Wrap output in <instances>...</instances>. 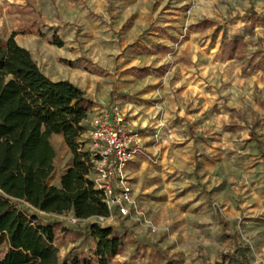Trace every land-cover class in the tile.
Returning <instances> with one entry per match:
<instances>
[{
    "label": "rangeland",
    "instance_id": "374dc122",
    "mask_svg": "<svg viewBox=\"0 0 264 264\" xmlns=\"http://www.w3.org/2000/svg\"><path fill=\"white\" fill-rule=\"evenodd\" d=\"M128 1L119 11L109 0H0L3 35L25 19L57 43V28L85 14L110 27L105 65L115 73L104 79L130 121L141 119L143 143L130 163V213L102 220L133 232L109 264H264V0ZM121 12H132L122 26ZM207 19L215 24L194 30ZM230 38L238 45L224 52ZM50 140L49 182L71 159L63 139ZM79 241L57 244L58 263Z\"/></svg>",
    "mask_w": 264,
    "mask_h": 264
},
{
    "label": "trees",
    "instance_id": "16d2710c",
    "mask_svg": "<svg viewBox=\"0 0 264 264\" xmlns=\"http://www.w3.org/2000/svg\"><path fill=\"white\" fill-rule=\"evenodd\" d=\"M214 24L207 19L193 27ZM15 35L0 33V264H109L133 232L90 220L108 217L110 209L80 140L86 130L85 91L69 80L49 78ZM237 45L230 38L223 50ZM154 46L147 51L161 47ZM126 72L143 77L150 68L130 66ZM53 133L63 134L73 154L59 185L48 182L56 155ZM67 213L79 221L65 224L60 215ZM74 235L80 241L58 263L57 244Z\"/></svg>",
    "mask_w": 264,
    "mask_h": 264
},
{
    "label": "crops",
    "instance_id": "0c3cea01",
    "mask_svg": "<svg viewBox=\"0 0 264 264\" xmlns=\"http://www.w3.org/2000/svg\"><path fill=\"white\" fill-rule=\"evenodd\" d=\"M109 1L119 5V11H123L124 6L129 4L128 0ZM124 1L126 2L123 3ZM70 12L74 15L73 11ZM122 14L121 12L120 18L118 14H115L112 18L113 21L115 18H119L120 26L131 16L132 12ZM11 26L10 29H5L6 34L16 33L17 42L30 50L40 69L49 78L52 80H69L85 91V105H87L88 110L87 117L82 124L87 127V118L98 109L109 105L114 99L113 92H111L113 90V82L104 79L105 74L115 73V71L107 70V65H105V61L109 58L108 55H111L116 50L114 43L110 44L103 40V32L108 30L109 25L105 26L98 18L85 14L82 16V20H74L70 28L63 30L57 28L55 34L60 37L61 43H55L51 31L44 22L30 26L25 19H21L17 25L12 24ZM109 31H111L110 27ZM70 61H73L72 64ZM134 122L138 125L141 119H135ZM53 136H58L64 140L62 133H53L51 139ZM80 140L83 143V148L88 150L90 144L86 130L81 134ZM65 144L70 149L66 142ZM70 154L69 163L57 175V179L49 182V176L48 182L50 184L59 185L61 174L72 161L73 154L72 152ZM136 160L137 157L131 162ZM90 220L93 219L90 218Z\"/></svg>",
    "mask_w": 264,
    "mask_h": 264
},
{
    "label": "built area",
    "instance_id": "2783aa9c",
    "mask_svg": "<svg viewBox=\"0 0 264 264\" xmlns=\"http://www.w3.org/2000/svg\"><path fill=\"white\" fill-rule=\"evenodd\" d=\"M86 134L92 179L110 209L108 217L128 215L132 202L129 164L140 153L143 143L139 127L130 121L122 103L115 98L87 118ZM108 217H95V220L104 224L102 220ZM70 221L79 219L71 215ZM148 225L152 231L156 230L151 222Z\"/></svg>",
    "mask_w": 264,
    "mask_h": 264
}]
</instances>
